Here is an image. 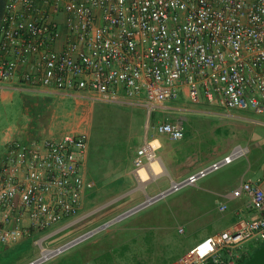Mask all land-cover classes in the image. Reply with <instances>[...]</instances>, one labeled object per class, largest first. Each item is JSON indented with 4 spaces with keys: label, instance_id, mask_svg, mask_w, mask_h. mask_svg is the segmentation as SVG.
<instances>
[{
    "label": "built area",
    "instance_id": "2783aa9c",
    "mask_svg": "<svg viewBox=\"0 0 264 264\" xmlns=\"http://www.w3.org/2000/svg\"><path fill=\"white\" fill-rule=\"evenodd\" d=\"M0 35V87L19 76L24 86L142 105L149 116L181 95L264 114V0H7ZM156 131L179 140L184 120L161 119ZM156 140L147 134L134 159L139 185L147 145ZM244 152L235 147L187 179L172 181L151 195L153 201ZM89 156V139L79 132L11 139L0 154V242L20 241L28 226L76 221L92 186ZM244 195L253 215L197 241L180 264H240L248 242L264 243V189L243 181L231 197ZM150 202L147 197L127 212ZM61 246L44 254L49 247L41 243V253L26 264L57 256Z\"/></svg>",
    "mask_w": 264,
    "mask_h": 264
},
{
    "label": "rangeland",
    "instance_id": "374dc122",
    "mask_svg": "<svg viewBox=\"0 0 264 264\" xmlns=\"http://www.w3.org/2000/svg\"><path fill=\"white\" fill-rule=\"evenodd\" d=\"M27 97L25 101L17 92L13 99L0 101V144L5 136L13 137L17 132L42 138L66 132L83 133L90 144L87 178L92 186L85 192L76 221L45 229L28 226L20 241L0 242V252L22 246L13 264H26L36 258L41 253V243L49 248L63 245L168 188L175 177L174 171H181L182 140L171 139L167 134L166 140H162V133L156 131L161 119L185 117L186 127L188 120L202 121L200 128L211 130L210 135L202 138L200 154L203 157L206 153L221 154L227 140L239 134L240 122L233 117L191 111L183 116L181 107L190 105L185 100H171L166 103L171 107L165 104L149 116L144 106L128 101H92L73 94L50 92ZM245 129L249 132L253 129L251 134L264 135V126L247 125ZM147 134L159 138L156 155L167 172L142 188L134 174V159L145 144ZM243 159L246 157L240 160ZM240 160L210 171L195 184L183 185L155 201L153 198L152 202L40 264H180L197 241L218 231L215 224L207 222L226 212L220 211V203L227 200L234 206L242 201V197L230 198L216 190L221 181L227 188L223 192L234 187ZM246 249L244 262L247 260L245 264H250L259 257L264 243L252 240Z\"/></svg>",
    "mask_w": 264,
    "mask_h": 264
},
{
    "label": "crops",
    "instance_id": "0c3cea01",
    "mask_svg": "<svg viewBox=\"0 0 264 264\" xmlns=\"http://www.w3.org/2000/svg\"><path fill=\"white\" fill-rule=\"evenodd\" d=\"M6 1L7 0H0V25H1L2 15L4 13ZM17 92L22 94L23 99L25 101H28L27 96L31 94L36 95L37 93L40 92L60 93L63 95L66 94L56 89L47 88V87L24 86L20 81L19 76H17L12 81L5 82L1 85L0 101L3 102L6 100L13 99ZM173 100L175 101L185 100L190 104L189 106L181 107L183 110V116L187 111H191L195 113H208L213 115L220 114L223 116L233 117L237 119L238 122H240L237 125L239 127L238 136L227 140L228 144H226L221 154L220 152H216L214 155V152H212L210 154L206 153L205 156L203 157L200 154L202 138L206 135H210L208 133L211 130L200 128V124L202 123V121L197 119L188 120L189 124L186 127L184 120L185 117L182 118L184 120L185 135L183 138L179 139L182 140L181 171L180 172L179 170L176 172L174 171L175 177H173V180H177V179L185 180L188 177H190L192 174L197 173L202 168H205L210 164H212L213 162L222 159L224 156L231 153L235 147L241 146L245 149V152L240 156H238L234 161L240 160L243 157H246V159L239 161L236 170L237 179L236 182L234 183L235 184L234 187L231 190H227L223 192V189L226 188V186H224V181H221L216 186V190L218 189V192L220 193L222 192V194L224 195L231 196V191L237 186H239L243 181H247V180H251L259 183L264 189V135L260 133L251 134L253 129L251 132L245 129L247 125L264 126V114L258 113L253 109H234L227 111V109L224 106L220 105L219 103L209 101L205 98L201 99L198 102H192L188 98H186V96L181 95L179 98ZM169 101H167L166 103H169ZM167 106L171 107V105H167ZM217 106L222 108L223 111L221 112V110L218 108L215 109V107ZM47 130L45 129V131ZM30 137L33 136L30 134L27 135L18 132L13 137L5 136L1 140L0 154L2 155L5 153L7 148V143L11 139L14 138L28 139ZM160 138L162 140H166L167 136L165 135V133H162ZM215 147H217V145H215ZM241 199L242 201L238 203V205H234V206H230L227 200H224L220 203V204L222 203L228 204V208L224 210L226 212H224L223 214H218L213 216L209 221L207 220L208 221L207 223L209 224L213 223L219 228L218 231H215L214 233L220 232L221 230L229 227L240 218H246L253 215L254 213L253 209H251L248 206V197L244 195ZM209 224L207 225L202 224V225L208 226Z\"/></svg>",
    "mask_w": 264,
    "mask_h": 264
},
{
    "label": "bare ground",
    "instance_id": "6f19581e",
    "mask_svg": "<svg viewBox=\"0 0 264 264\" xmlns=\"http://www.w3.org/2000/svg\"><path fill=\"white\" fill-rule=\"evenodd\" d=\"M160 144L159 139L153 142V146L151 144H148L147 147L150 150L149 152V161L147 162L145 168L140 169V173L138 174L139 180H140V187L145 188L146 184L161 176L162 174L167 172V169L162 162L161 158L156 155V152L154 151V146H157ZM157 144V145H156ZM174 183L177 182V180H172ZM153 198L151 196L148 197V201L150 202ZM54 252L51 248H43L44 254H51Z\"/></svg>",
    "mask_w": 264,
    "mask_h": 264
},
{
    "label": "water",
    "instance_id": "95a60500",
    "mask_svg": "<svg viewBox=\"0 0 264 264\" xmlns=\"http://www.w3.org/2000/svg\"><path fill=\"white\" fill-rule=\"evenodd\" d=\"M128 211H129V210H128ZM128 214H129V212L126 211V212L122 213L121 215H119V216L113 218L112 220H110V221H108V222H105V223L102 224L101 226H99V227H97V228H95V229H92V230H90V231H88V232H85V233H83V234L77 236L76 238H74V239H72V240L66 242L64 245H62V246L60 247V249H61V250H65V249H67V248H69V247L75 245L76 243H78V242H80V241L86 239L87 237L93 235L94 233H96V232H98V231H100V230L106 228L107 226H109V225H111L112 223H114V222L120 220L121 218H123L124 216H126V215H128ZM260 254H261V255H260ZM260 254H259V257H258V258L256 257V258H255L250 264H264V249L260 252ZM261 256H262V257H261ZM259 259H260V260H259Z\"/></svg>",
    "mask_w": 264,
    "mask_h": 264
},
{
    "label": "trees",
    "instance_id": "16d2710c",
    "mask_svg": "<svg viewBox=\"0 0 264 264\" xmlns=\"http://www.w3.org/2000/svg\"><path fill=\"white\" fill-rule=\"evenodd\" d=\"M21 247L8 248V249L1 251L0 252V264H13L17 260V257L19 256L21 252ZM244 260L245 258L241 259L240 264H242ZM245 262L243 264H245ZM209 264H217V263L211 261Z\"/></svg>",
    "mask_w": 264,
    "mask_h": 264
}]
</instances>
